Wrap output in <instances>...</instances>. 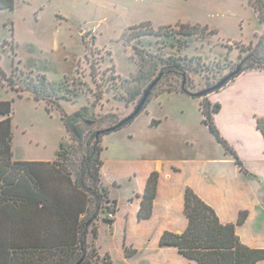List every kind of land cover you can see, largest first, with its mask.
Segmentation results:
<instances>
[{
    "label": "rangeland",
    "instance_id": "obj_1",
    "mask_svg": "<svg viewBox=\"0 0 264 264\" xmlns=\"http://www.w3.org/2000/svg\"><path fill=\"white\" fill-rule=\"evenodd\" d=\"M249 1L15 0L13 10L0 9V66L16 87L11 89L5 80H0V100L12 102L16 160L56 157L60 143L68 135L62 110L73 114L88 107L85 118L90 124L83 119L78 122L87 133L114 126L128 117L142 97L127 102L130 91L140 87L143 92L152 82L135 80L143 46L165 55L194 57V64L200 61L213 69L156 73L153 78L160 77V80L145 109L121 129L103 136L102 174L110 189V201L103 203L105 211L101 214L97 237L91 230L88 233L87 261L91 264H107V253L113 264H198L174 247L159 245V231L165 220L157 215L140 220L136 197L143 190L142 174L152 159L188 155L192 147L187 138L195 139L197 155L203 153L204 147L212 156L224 149L202 123L198 99L186 93L158 92L170 85L186 84L199 96L235 70L241 57L255 51L254 45L264 24ZM144 22H151L155 29L164 25L180 28L176 26L178 23L199 24L216 32L189 37V45L181 51L163 46L156 35H145L142 42L128 41L125 33ZM251 42L254 44L250 50L241 49ZM258 50L264 52V45ZM42 75L62 83L64 93L70 89L78 95L71 100L56 101L60 108L49 111L47 101L36 100L28 88L30 79L37 82ZM251 116L250 112L247 116L251 123L249 137L254 136L252 130L256 131ZM236 139L239 150L245 151L241 137ZM118 160L124 161L116 163ZM115 180L118 183L114 184ZM114 199L119 206L116 214L112 212ZM107 218L116 220L108 223L104 221ZM124 240L127 246L137 249L132 256H126ZM41 252L37 250L35 254ZM60 254L59 249H53L44 252V257L48 255L52 263L53 257L58 259Z\"/></svg>",
    "mask_w": 264,
    "mask_h": 264
},
{
    "label": "trees",
    "instance_id": "obj_2",
    "mask_svg": "<svg viewBox=\"0 0 264 264\" xmlns=\"http://www.w3.org/2000/svg\"><path fill=\"white\" fill-rule=\"evenodd\" d=\"M249 2L258 10L260 21L264 24V0ZM14 7L15 0H0V9L13 10ZM176 26L180 28L164 25L155 29L151 22H144L131 27L125 36L128 41L138 39L142 42L143 36L156 35L163 46L177 47V50L181 51L189 45V37L198 38L216 32L199 24L178 23ZM253 44L251 42L248 46L242 45L241 49L250 50ZM263 45L264 30L254 45L257 51H251L241 57L235 70L220 80L229 77L228 81L215 88L219 81L210 87V92L198 96L191 92L186 84L180 87L170 85L158 92L186 93L199 99L202 96V122L244 171V163L238 152L215 122L214 114L221 110L222 105L219 102L213 103L209 94L220 90L245 71L263 70L264 52L258 50ZM140 58V69L135 80L141 83H147L149 80L153 82L156 79L153 76L160 72H163L162 75L173 70L179 73L187 69L201 72L209 68L208 64H201L200 61L194 64V57L165 55L161 51L146 49L145 46L140 49ZM39 78L37 82L34 78L30 79L28 88L34 92L36 100L47 101L46 108L49 111L54 107L60 108V103L56 101L71 100L78 95V92L70 89L68 93H64L62 90L65 87L63 88L62 83L50 81L45 75ZM0 80H5L9 88L16 89L13 80L6 76L1 66ZM144 91L142 92L140 87L132 89L126 101L134 102L143 96ZM153 94L151 93L137 113L133 111L114 126L95 132H85V128L78 123L83 119L86 124H90L85 118L88 107H83L73 114L62 110V119L68 135L60 143L53 160L14 158L13 106L9 100H0V264H91V261H87L88 233L91 230L97 237L101 214L105 211L103 203L110 201V189L102 174L103 136L130 123L145 109ZM257 128L264 137V117H258ZM159 177L160 173L155 170L147 179L138 211L140 220L152 216ZM118 209L117 200H112V212L116 214ZM184 213L188 219L187 228L182 233L165 230L159 239L160 246L174 247L189 261L198 264H256L264 259V248L246 245L237 234V226L246 221L248 211H240L236 222L223 223L216 210L188 186L185 190ZM115 220L104 219L108 223H114ZM53 249H59L61 254L58 259L53 257L50 263L51 258L48 255L44 257V252ZM124 249L126 256L137 252V249L127 246L125 240ZM37 250H41L43 254H35ZM93 255L96 256L95 253ZM105 260L107 264H113L109 253L105 255Z\"/></svg>",
    "mask_w": 264,
    "mask_h": 264
},
{
    "label": "crops",
    "instance_id": "obj_3",
    "mask_svg": "<svg viewBox=\"0 0 264 264\" xmlns=\"http://www.w3.org/2000/svg\"><path fill=\"white\" fill-rule=\"evenodd\" d=\"M209 98L222 105L214 114L215 122L238 152L245 171L225 149L212 156L204 147L203 153L197 155L199 149L191 136V139L187 138L192 147L188 155L180 158L159 156L152 159L150 166L142 161L148 169L142 174L143 190L136 197V212L138 214L140 209L147 179L156 170L160 173L158 190L152 216L148 219L163 216L165 222L159 231V239L165 230L182 233L187 228L185 190L190 186L216 210L223 223L236 222L240 211H248L246 221L237 226V234L246 245L264 248V137L257 128L258 117H264V69L243 72L220 90L210 93ZM196 99L200 110V99ZM250 112L255 117L251 116L252 126L258 132L250 130L254 134L252 137L248 136V124L251 126V123L247 116ZM237 136L241 137L245 151L237 147ZM121 161L124 160L116 163ZM116 183L118 180L114 181ZM256 264H264V259Z\"/></svg>",
    "mask_w": 264,
    "mask_h": 264
},
{
    "label": "water",
    "instance_id": "obj_4",
    "mask_svg": "<svg viewBox=\"0 0 264 264\" xmlns=\"http://www.w3.org/2000/svg\"><path fill=\"white\" fill-rule=\"evenodd\" d=\"M229 77H225L222 81H220L215 88H218L222 85H224L227 81H228ZM160 80V77H157L144 91L143 96L141 97L139 104L137 105V107L134 110V113H137L138 111H140L142 109V107L145 105V103L147 102V100L149 99L154 87L156 86V84L158 83V81ZM213 88V89H215ZM212 91V89H208L207 91H204V93L206 92H210ZM79 264V263H77Z\"/></svg>",
    "mask_w": 264,
    "mask_h": 264
}]
</instances>
